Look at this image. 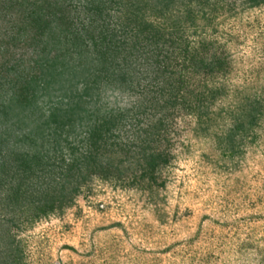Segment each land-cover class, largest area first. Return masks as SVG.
<instances>
[{"label": "rangeland", "instance_id": "1", "mask_svg": "<svg viewBox=\"0 0 264 264\" xmlns=\"http://www.w3.org/2000/svg\"><path fill=\"white\" fill-rule=\"evenodd\" d=\"M58 1L68 17L63 25L80 28L87 44V30L96 34L98 47L106 43L100 35L112 31L118 45L110 56L116 60L132 41L138 51L132 49L124 62L145 64L158 51L154 61L176 77L170 90L183 98L159 111L146 106V113L140 112L151 70L128 68L129 77L118 88L107 86L100 75L92 107L134 112L133 127L124 124L115 138L129 145L127 154L97 149V160L109 155L115 167L95 165L60 209L23 221L14 215L17 223L11 220L8 226L9 221H0V259L15 250L13 264H264V0H173L164 8L156 0H104L102 5L90 0L91 7L87 0ZM26 8H10L1 25L8 28ZM135 13L160 34L147 44L157 45L155 55L150 46L139 49L144 30L134 35ZM80 56L83 67L93 57L88 51ZM78 70L68 78L81 77ZM80 87L77 82L68 89ZM160 113L162 125L148 134L152 140L143 150L133 133ZM15 123L6 132L7 147L25 129ZM78 137L61 136L56 149L49 138L40 146L50 145L39 171L48 189L57 183L47 180V170L57 178L60 148L68 159L69 144L81 148ZM140 149L159 153L152 166L140 165ZM106 172L113 176L100 175Z\"/></svg>", "mask_w": 264, "mask_h": 264}, {"label": "trees", "instance_id": "2", "mask_svg": "<svg viewBox=\"0 0 264 264\" xmlns=\"http://www.w3.org/2000/svg\"><path fill=\"white\" fill-rule=\"evenodd\" d=\"M172 1L156 0L155 2L160 3V6L164 8ZM258 1L260 0L253 2ZM86 2L91 7L90 0ZM102 4L104 0H101L98 5ZM15 5L29 8L21 9L20 14L10 20L8 28L0 23V214L4 217H0V221H9L6 222V226L11 220L17 223L14 215L20 216L23 221L55 208L60 209L62 203H67L71 199V193L76 192L75 185L89 177L90 170L94 169L95 165L100 168L111 164L114 168L116 164L111 163L112 157L109 155L103 157V161L97 160V149L102 148L103 151L107 149L116 153L122 150L127 154L129 145L125 142L120 144L115 138L118 137L120 128L124 124L125 129L133 127L131 120L134 112L125 114L122 110L110 108L101 111L99 106L92 107L98 97L95 95L93 98L92 89H100L98 88L102 83L100 75L106 76L107 86L118 88L119 84L126 82L128 68L151 70L153 72L150 77L151 82L147 84V90L143 91L144 101L138 102L140 112L146 113V106L159 111L166 104L174 105L178 97L182 96L170 90L171 86L177 85V82H174L176 77H171L170 72H166L163 63L154 61V57L158 54V51H154L157 45L147 46L149 43L156 42L160 34L150 22L142 23L136 13L132 18L133 26H135L134 35L144 30L141 34L144 42L139 49L144 51L146 46L150 48V54L156 53L145 64L135 59L124 62L129 52L137 48L135 41L128 45L120 60L110 56L118 45L114 42L112 31L100 35L99 41L106 43L105 46L98 47L96 34L87 30L88 46L79 34L80 28L74 26L69 28L68 25H63L64 21L68 22V17L64 15L63 7L61 8L58 0H0V19H3L4 14ZM4 19L8 21L7 18ZM24 48H28L27 51ZM51 50L53 52L49 54ZM87 51L93 57L88 58L84 62L86 67H83L81 65L83 57L80 55ZM106 51L110 52L109 56L104 55ZM32 53H34L33 56ZM130 62H134L132 66ZM76 65L80 67L79 70L75 69ZM74 69L80 72L78 75L81 77L69 79L68 74H73ZM107 70L109 72H106ZM159 80L162 86H157ZM77 82H81L78 90L68 89ZM61 86H64L63 92L55 93V90L60 89ZM163 86L166 92H162ZM165 93L167 94L162 101H155L157 97ZM160 114L153 122L151 121L152 123L148 122L140 129L138 127V133H133L138 145L144 143L141 149L144 150L147 147L146 142L152 140L150 135L147 137L149 133H158L163 122L162 117L164 118V113ZM29 122L31 125L28 126ZM14 123L15 127H25V129L17 133V136L13 138L14 144L7 147L4 145L6 132ZM81 127L82 129H79ZM69 133L79 134L81 148L77 149L76 146L69 144V152H67L69 158L66 160L60 148L61 160L55 170L57 178H53L51 169L47 170L49 175L47 180L55 181L57 187L48 189L41 184L45 181L40 180L39 171L43 169L44 154L50 145L46 149L40 146L46 144V139L49 138L53 140L55 147L53 149H56L61 140L60 137H65ZM35 138L39 139V143L35 141ZM20 143L23 144L20 145ZM24 144L27 148H23ZM158 155L159 153L152 151L143 152L140 165L152 166ZM50 174H53V177ZM100 175L113 176L111 172L110 175L107 172ZM63 190L70 191L65 202ZM14 252L10 250L3 252L0 260L13 264Z\"/></svg>", "mask_w": 264, "mask_h": 264}]
</instances>
